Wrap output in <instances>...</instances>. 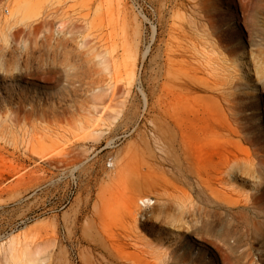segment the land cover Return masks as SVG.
I'll list each match as a JSON object with an SVG mask.
<instances>
[{"label": "rangeland", "instance_id": "1", "mask_svg": "<svg viewBox=\"0 0 264 264\" xmlns=\"http://www.w3.org/2000/svg\"><path fill=\"white\" fill-rule=\"evenodd\" d=\"M204 106L260 136L212 142L264 156V0H0V264H233L192 232L211 204L179 144L214 167ZM234 177L230 200L264 188Z\"/></svg>", "mask_w": 264, "mask_h": 264}, {"label": "bare ground", "instance_id": "2", "mask_svg": "<svg viewBox=\"0 0 264 264\" xmlns=\"http://www.w3.org/2000/svg\"><path fill=\"white\" fill-rule=\"evenodd\" d=\"M38 15L39 14L37 13L24 15L23 18L21 19V22L28 21L34 17H37ZM175 80H177V78ZM198 82L200 83V80ZM201 85L204 86V84ZM174 95L176 96V93ZM174 95L173 93L171 95L172 101ZM224 95L220 93L211 96L209 95V101L217 102L218 104L219 103L226 104L228 106H231L229 107L230 110L235 111L234 105L237 103V99L234 97L231 98ZM178 98H180V96ZM180 99L183 100V98ZM182 102L184 105V100ZM176 106L178 107L180 105H176ZM174 107L172 109H174ZM208 108L209 107L207 108L205 107L202 110L203 116H201V121L204 123V126L203 129H201V131H203V134L205 135V141H204L205 145L204 147H201V150L203 152L208 153V155H210L213 160H216L215 163L213 162L214 167L206 168L201 166L199 163L193 165L192 154L190 152L192 146L191 142L189 140H186L183 136H181L180 144H179L182 149L183 156L185 157V159L187 158L189 160L188 163L190 168L188 167V169H190L192 175H195L196 177L195 185H193V187L191 188H193L198 193V195L204 197L205 201L208 204L210 203L212 206L211 207L210 205H206L207 206L206 219H204V222L201 227H196L195 229L191 228L193 230L192 232L193 234L197 235L199 238L202 237L206 242L210 243L214 247V250L218 254V256H220L223 259L224 258L231 259L233 264H264L263 259H260L259 262H256V260L254 259L255 252L259 250L264 252V220H261L259 216V211L264 209V188H262V190H260L259 193L253 196L246 195L244 199L238 201H233L225 197L228 191H235L231 183L233 177L239 172L240 164L241 163L254 164V165L260 164L264 166V156H260L258 154V151H255V153L250 154L249 151L246 152L242 149H238L235 147L225 149V146H223V144H219L218 142H212V139L210 138V134L213 133L216 134L218 130L216 131L214 130L219 127V129L222 132L219 131L218 134L230 137L232 140H234V142H236L235 140L236 136L239 138L241 137V139L244 140L245 139L259 140L260 136L258 133L254 136H250L249 134H243L241 136L244 130L249 131L251 129L252 130L255 129V125L251 122L249 118H247L248 120L244 127L239 122H237V119L234 121L235 126H233L234 123L232 125L230 122H228L227 120L228 117L226 119H225L226 117L225 115L224 117H222V119L223 118L225 119V122L227 121L225 123L222 119L221 120L219 119L220 114H218L219 117L218 116L215 117L214 116L215 114L212 113V110ZM196 110L197 109H195V112ZM209 110H211V112H209ZM221 116H223V114ZM159 123L160 125L163 124V123L161 124V121ZM227 123L229 124V126H227ZM172 127L173 130H175V125H173ZM237 137L236 139H238ZM157 139L159 141L158 144L164 145V140L161 134L157 135ZM162 147L159 149L161 150V152H163L164 156H160V157H162L166 161H170V162L173 161V157H171L167 152V149L164 148L165 145L163 148ZM221 153L224 155L222 156ZM202 174L205 175V178H202ZM140 203L147 208L153 207V205L155 204V202H153L152 199H150L149 197L148 198L143 197L138 204ZM210 208L212 209L209 210ZM142 259H144L145 261V258ZM155 259L157 260V258ZM183 259L184 260L187 259L186 255L183 256ZM140 264H152V263H148L146 261V262H141Z\"/></svg>", "mask_w": 264, "mask_h": 264}]
</instances>
